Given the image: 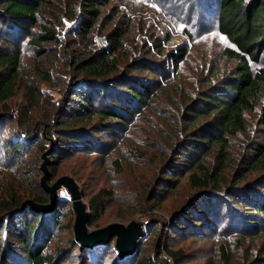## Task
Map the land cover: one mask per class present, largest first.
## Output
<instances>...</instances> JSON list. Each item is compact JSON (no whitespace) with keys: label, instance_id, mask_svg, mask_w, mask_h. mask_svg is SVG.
I'll return each mask as SVG.
<instances>
[{"label":"rangeland","instance_id":"obj_1","mask_svg":"<svg viewBox=\"0 0 264 264\" xmlns=\"http://www.w3.org/2000/svg\"><path fill=\"white\" fill-rule=\"evenodd\" d=\"M69 3L70 0H66L65 3L47 7L41 16L53 24L57 35V43L51 44L46 56L39 60L49 72L48 81L37 76L36 49L30 42L40 29L33 27L29 31H21L0 23V35L21 49V67L25 75L36 83L40 93L34 103L29 99L27 88L21 85L8 103L9 112L3 113L0 109V118H5L0 125V195L15 194L23 203L32 201L36 195L46 194L40 185L43 176L40 168L44 160L36 149L31 150L28 157L12 154L9 152L10 145L23 137L29 125L38 123L44 137L43 143L48 146L46 153L51 151L59 138L56 126H59L57 121L61 114L58 119H53L57 112L56 105L62 109L68 105L72 78L78 77L80 83L86 82L80 70L67 64L73 56L84 55L89 41L78 34V22L68 14ZM218 11L219 0H113L103 10L92 35L91 41L96 43L94 47L104 45L106 37L117 27L123 30L128 27L124 40L127 52L131 55L133 51H139L141 60L137 63L133 56L123 58L126 73L138 79V83L149 80L154 85L152 92L146 95L147 103H131L135 114L122 132L111 135L91 131L86 136L90 143L84 149L79 147L78 152L57 167L48 166L47 184L53 185L63 176L72 177L89 213L90 200L102 190L109 192L104 198L100 218L89 219V232L113 223L128 225L134 221L141 224L145 231L137 247L147 248L150 256L156 255L160 247L181 252L182 264H251L252 260H256L258 250L248 233L253 234L255 224L264 223V214L255 212L252 206V200L264 205V170L248 174L246 180L235 185L241 193L250 195L248 202H230L226 196L228 193L223 190L245 175L250 148L253 144L261 143L259 114L247 117L250 120L248 132L230 139L229 166L220 176L221 188L218 193L211 189L193 188L188 182L189 173L184 176L177 174L179 169L173 172L176 175L171 176L172 184L162 182L164 178H171L164 176L166 169L176 162L184 163L183 160L175 161V157L178 150L176 145L182 142L185 131L184 123L180 120L185 101L193 98V104L200 100L212 85L219 83L234 67L223 55L226 48L233 46L218 30ZM40 23L44 24V21L40 19ZM162 46L166 50L160 55L158 50ZM182 47H187L188 54L186 60L181 62V74L177 75L168 53ZM146 63L165 64L167 73L138 70L140 67L147 69ZM116 74L120 72L110 77ZM99 80L105 81L107 78ZM116 89L125 92L124 87ZM51 123L54 129L48 134L45 125ZM89 129L87 127L85 130ZM111 136H114V140L109 139ZM137 150L146 156H138ZM116 159L121 160V174L112 164ZM248 182L252 183L249 188L253 192H249V189L244 191ZM70 197L65 187L57 192V200L63 203V213L68 216L62 219L64 227L52 228L53 239L45 252L56 255L59 250L64 251L57 264H118L115 237L107 243L91 247H81L76 241V215L72 202L68 201ZM213 197L217 200H208ZM153 199L158 204H154ZM194 207L202 209L199 216L205 224L194 222L192 227L179 233L172 231L175 221L181 219L184 211L190 208L194 210ZM0 220L10 223L12 218L0 213ZM70 223L71 229L66 227ZM155 227L157 229L153 233ZM14 235L12 228L4 232L0 264H26L24 249ZM43 242L41 236L36 240L39 245ZM221 247H225L229 253L228 259H224ZM258 248H262L261 244Z\"/></svg>","mask_w":264,"mask_h":264},{"label":"trees","instance_id":"obj_2","mask_svg":"<svg viewBox=\"0 0 264 264\" xmlns=\"http://www.w3.org/2000/svg\"><path fill=\"white\" fill-rule=\"evenodd\" d=\"M61 2L65 3L66 0H0L1 25L21 31H29L33 27L40 29L39 33L32 36L30 42L36 49L34 55L37 57L35 60L37 76L46 81L50 79V75L39 60L46 56L51 44L57 43V35L53 24L41 16L47 7ZM112 2L113 0H70L68 14L71 19L77 20L78 34L89 41L84 55L73 56L67 64L75 70H80L79 72L85 75L86 82L80 83L78 77L72 78L70 82L72 93L68 105L64 109L56 105L57 112L53 119H58L61 114L57 121L59 126H56L59 138L52 150L47 152L50 166L57 167L78 152L79 147L84 149V146L90 143L86 136L91 131L111 135L113 133L116 135L117 131L122 132V128L125 125L128 126L129 119L135 114L131 103H147L146 95L153 90L152 82L145 80L144 83H138V79L130 74L127 75L124 68L126 63H123V58L133 56L137 63L141 60L139 51H133L131 55L127 52L124 40L128 27L124 30L117 27L106 37L104 45L99 47H94L96 43L91 41L103 10H106ZM40 19L44 21V24L40 23ZM218 30L233 46V48H226L223 55L234 64V67L219 83L212 85L200 100L193 104H191L193 98L185 101L186 106L182 109L180 116L185 131L181 137L182 142H179V146L176 145L178 150L175 157V161L183 160L184 163L176 162L166 169L164 176L171 177L176 169H179L177 174L184 176L189 173L188 182L193 188L211 189L218 193L217 191L221 188L220 176L224 175L229 166L230 139L237 137L240 133L248 132L250 120L247 117L259 114L261 143L251 146L249 159H246L247 166L244 168L245 175L223 190L224 193H228L226 196L230 202L235 200L237 203H245L248 202L247 198L250 195L241 193L235 185L241 180H246L248 174L264 170V64H262L264 0H219ZM165 50V46L159 47V54H164ZM187 54V47L173 49L168 53L173 59L174 71L177 75L181 74V62L186 60ZM146 64L147 69L140 67L138 70L155 74L167 73L165 64ZM21 65V49L0 35V109L3 113L9 112L8 103L15 97L16 90L21 85L27 88L32 102L35 103L40 96L36 83L25 75ZM118 72H120L119 75L110 77ZM103 78L107 80H99ZM117 87H124L125 92L117 91L119 89H116ZM4 120L5 118H0V125ZM51 122L54 121L51 120ZM53 125V123L45 125L48 134H51L54 129ZM38 127V123L29 125L23 137L10 145L9 152L28 157L31 150L36 149L37 154L44 160L43 155L46 154L48 146L43 143L44 137ZM87 127L90 129L85 130ZM113 138L114 136H111L109 139ZM137 152L142 158L146 156L145 153L142 154L138 150ZM120 161V159L113 160L112 164L120 170L121 174L123 170L120 169ZM171 180H173L172 177L164 178L162 182L172 184ZM251 184L248 182L244 191L249 189V192H253L254 190L249 188ZM42 189L44 190L43 187ZM107 195L109 192L102 190L90 200V218H100L105 205L104 198ZM208 200L217 199L213 197ZM32 202L48 205L50 195L47 192L36 195ZM152 202L158 204L155 199ZM252 202L255 212L264 214V205L254 200ZM23 204L20 197L15 194L0 195V213L12 218L10 223L0 220V250L4 232L12 228L15 239L24 249L22 252L26 264H57L65 252L59 250V253L52 255L45 252V249L53 239L52 228L64 227L62 219L68 215L63 213V203L56 198L54 208L47 212L24 207ZM246 204L251 206L250 203ZM194 208V210L190 208L184 211L181 219L175 221L172 231L179 233L189 226L192 227L194 222L205 224L199 216L202 209ZM66 227L71 229V223ZM156 229L157 227L152 232L155 233ZM252 232L253 234H248L258 253L256 260H252L251 264H264V223L255 224ZM39 236L44 241L40 245L36 244ZM259 244L262 246L260 249ZM221 249L224 259H228L229 253L226 248L221 247ZM164 256L173 264H182L181 252L159 247L156 255L150 256L147 248L140 246L118 264H169ZM128 258L130 260L127 262Z\"/></svg>","mask_w":264,"mask_h":264},{"label":"water","instance_id":"obj_3","mask_svg":"<svg viewBox=\"0 0 264 264\" xmlns=\"http://www.w3.org/2000/svg\"><path fill=\"white\" fill-rule=\"evenodd\" d=\"M47 155L48 153L43 155L44 162L41 166V171L43 172L41 186L50 195V203L48 205H38L32 201H27L23 206L28 205L37 211H50L55 206L58 190L65 187L71 195L68 201L72 202L76 215L74 233L76 241L81 244V247H91L96 244L107 243L111 238L116 237V250L119 253V261L131 255L138 248V240L142 239L145 235L143 226L134 221L128 225L113 223L102 229L89 232L88 224L90 213L87 211L86 204L83 203L82 193L76 181L72 177L63 176L53 185L47 184V180L49 179L48 166L50 165Z\"/></svg>","mask_w":264,"mask_h":264},{"label":"built area","instance_id":"obj_4","mask_svg":"<svg viewBox=\"0 0 264 264\" xmlns=\"http://www.w3.org/2000/svg\"><path fill=\"white\" fill-rule=\"evenodd\" d=\"M164 258L168 261V262H172L171 260H169V259H167V257L166 256H164Z\"/></svg>","mask_w":264,"mask_h":264}]
</instances>
